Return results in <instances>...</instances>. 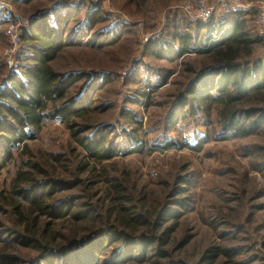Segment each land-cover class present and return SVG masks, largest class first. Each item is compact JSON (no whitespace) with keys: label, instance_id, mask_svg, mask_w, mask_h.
<instances>
[{"label":"trees","instance_id":"16d2710c","mask_svg":"<svg viewBox=\"0 0 264 264\" xmlns=\"http://www.w3.org/2000/svg\"><path fill=\"white\" fill-rule=\"evenodd\" d=\"M36 1L15 0L25 6ZM79 10L61 4L31 17L22 30L25 49L20 71L0 87V175L16 160L17 151L31 154L29 142L46 122L64 124L85 154L84 161L74 166L60 156L21 160L11 187L0 191V212L8 217L0 219V264H163L169 235L177 225L164 228L169 222L166 214L172 217L176 213L161 208L144 189L130 184L128 177L110 174L106 168L114 158L142 153L145 144L136 126L142 122L134 115L125 116L133 132L123 131L127 134L124 143L119 136L109 135L114 127L107 125L79 131L76 121H85L94 112L91 97L105 87L111 75H64L54 68V62L69 48L105 50L119 43L127 32L123 24L96 30L106 21L98 8L73 27ZM184 20L182 25L183 20L176 23L178 20L170 18L169 24L175 28L168 25L167 34L144 50L146 56L168 65L191 56L203 58L199 73L192 66L185 70L196 74L170 113L173 126L187 116V108L192 113L201 109L199 104L212 100L226 109L236 102L237 98L224 90V84L231 81L238 92L255 91L257 71L263 66V61H258L254 63L256 70H249L245 59L252 55V46L263 41L261 36L251 37L246 14H231L220 28L223 34L213 39L206 38L207 25ZM5 23L0 14V27ZM137 70L131 81L140 77ZM152 73L157 72L151 70L147 80ZM173 75L157 73L156 82L148 87L155 91L167 85ZM83 80L87 83L78 93L77 85ZM216 90L218 96H212ZM253 111L264 113V109ZM90 130L88 137L82 135ZM161 143L164 147L177 145L169 136ZM179 194L174 192L175 197ZM213 252L200 264H215Z\"/></svg>","mask_w":264,"mask_h":264},{"label":"rangeland","instance_id":"374dc122","mask_svg":"<svg viewBox=\"0 0 264 264\" xmlns=\"http://www.w3.org/2000/svg\"><path fill=\"white\" fill-rule=\"evenodd\" d=\"M187 1L192 2L37 0L25 6L15 0H0V14L6 22L0 27V87L20 71V56L25 49L21 39L23 27L46 9L61 4L80 9L73 27L83 23L88 12L97 8L106 21L96 30L125 25L127 32L116 45L105 50L69 48L54 62L55 70L64 75H111L105 87L91 97L94 112L85 121L77 120L76 128L84 132L102 125L114 127L109 135L119 136L124 143L127 134L123 131L133 132L129 117L125 116L134 115L142 122L141 126L136 125L145 144L142 153L114 158L106 168L110 174L128 177L130 184L144 189L153 202L176 213V217L165 213L169 222L164 228L175 222L177 225L164 249L167 259L160 263L200 264L214 251L215 264H264V113L253 111L264 109V29L260 31L256 24V11L246 13L251 37L263 39L252 46V55L245 58L249 70H256L254 63L263 61L257 71V89L238 92L233 81L224 84V90L236 97V102L226 109L212 100L199 104L201 109L192 113L187 108V116L173 126L170 113L196 71L199 73L203 58L191 56L168 65L146 56L144 50L167 34L168 25L175 28L169 24L170 18L185 24L187 18L180 8ZM242 1L259 3L260 9H264V0ZM190 66L195 74L186 72ZM136 70L140 77L131 81ZM151 70L159 75L162 71L174 75L167 85L153 91L148 84L154 85L158 76L152 73L147 80ZM86 83L87 80L78 83L76 91L79 93ZM215 84H219V78ZM144 93L148 98L143 97ZM211 94L218 96V91ZM92 131L82 135L88 137ZM165 136L177 145L164 147L161 142ZM29 146L31 154L17 151L16 160L1 173L0 191L11 187L21 162L30 158L43 161L60 156L73 166L84 161L85 154L75 144L70 130L57 121L46 122ZM174 192H180L179 196L175 197ZM1 213L0 219L6 221L8 217ZM226 253L233 257L228 258Z\"/></svg>","mask_w":264,"mask_h":264},{"label":"built area","instance_id":"2783aa9c","mask_svg":"<svg viewBox=\"0 0 264 264\" xmlns=\"http://www.w3.org/2000/svg\"><path fill=\"white\" fill-rule=\"evenodd\" d=\"M180 8L188 21L208 26L207 39L223 34L220 28L226 24L227 18L234 13L257 12L256 24L260 31L264 29V9L259 3H244L242 0H191ZM197 1V2H196ZM220 30V31H219Z\"/></svg>","mask_w":264,"mask_h":264}]
</instances>
